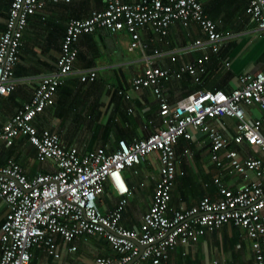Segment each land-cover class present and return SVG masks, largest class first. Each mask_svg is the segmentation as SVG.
I'll use <instances>...</instances> for the list:
<instances>
[{
	"label": "built area",
	"instance_id": "1",
	"mask_svg": "<svg viewBox=\"0 0 264 264\" xmlns=\"http://www.w3.org/2000/svg\"><path fill=\"white\" fill-rule=\"evenodd\" d=\"M70 0H9L4 26L0 32V99L13 91V66L28 16L43 8L46 2L68 3ZM100 10H92L82 19H68L61 36L54 69L37 78L28 101L0 123V140L10 145L18 136L34 149L38 162L50 161L45 172L28 176L12 157L0 162V201L6 211L0 223V264H29L33 248L51 259L60 256L56 238L74 251L77 237L99 236L115 256H96L93 264H168V253L175 246L195 242L207 231L231 224L250 240L253 264H264V157H240L230 148L246 145L264 154V117H251L244 107L255 106L264 112V70L241 73L237 85L229 92L219 89H196L169 103L162 93L163 81L190 75L199 83L207 54L177 69L160 68L151 59L160 54L156 48L143 54L146 47L138 30L147 25L154 33L165 35L168 26L180 21H194L205 38L194 39L192 47L206 44L216 53L224 35L208 18L200 0H103ZM246 13L254 31L264 39V0H246ZM103 28L113 34L124 31L129 39L127 50L142 52V68L129 79V88H149L157 102L158 126L145 137L126 142L119 139L114 149L96 147L80 153L76 146L65 145L57 133L38 128L33 120L53 103L56 89L73 71L80 34ZM171 60L174 56L169 57ZM80 81L94 80L95 69L79 71ZM118 93L120 91L118 90ZM127 97V95H125ZM234 119L233 133L224 137L218 116ZM203 135L208 143L210 162L216 168L212 183L217 196H201L188 207H170V191L176 175L174 145L179 138L189 140L192 132ZM156 153L157 178L149 205L137 227L125 228L119 220L131 191L122 171ZM183 154L189 155L188 149ZM221 174L239 176L241 183L231 187L222 182ZM108 183L116 195L114 206L101 211L97 199Z\"/></svg>",
	"mask_w": 264,
	"mask_h": 264
},
{
	"label": "crops",
	"instance_id": "2",
	"mask_svg": "<svg viewBox=\"0 0 264 264\" xmlns=\"http://www.w3.org/2000/svg\"><path fill=\"white\" fill-rule=\"evenodd\" d=\"M133 2L138 0H123ZM203 13L216 23V29L224 39L216 53L206 44L192 47L194 39L205 38L194 21H175L168 26L165 35L154 33L147 25L141 27L139 39L146 44L143 54L156 48L160 54L151 59L160 68L177 69L185 62L207 54L204 72L199 83H194L187 73L179 78L170 77L162 83V93L169 103L192 93L196 89H219L229 92L237 85L241 73L264 70V39L254 31V23L246 13V0H200ZM9 0H0V32L4 26ZM103 0H70L46 2L42 9L28 16L22 30L16 62L13 66L15 87L0 99V123L6 121L23 103L28 101L37 78L54 69L55 60L65 23L68 19H82L92 10H100ZM128 35L124 31L109 33L96 28L92 33L80 34L75 46L77 54L73 71L56 89L53 103L36 115L33 122L38 128H47L58 134L65 145H74L80 153H89L96 147L107 151L115 148L123 139L145 137L159 124L157 102L149 88L132 90L129 79L142 68V52L128 51ZM173 55L174 59L169 57ZM94 68L92 81H80L79 70ZM118 90L120 93H118ZM127 95V97H125ZM251 117H264L255 106L244 107ZM213 123L219 124L226 139L233 133L234 119L218 116ZM264 136V133H262ZM240 157H264L257 149L246 145H234ZM206 138L192 132L189 140L179 138L174 145L176 175L170 191V207H188L204 195L217 196L212 177L216 168L210 162ZM188 149L189 155L183 154ZM12 157L28 176L51 169L50 161L38 162L34 149L22 136L12 139L10 145L0 140V162ZM156 153L122 171L131 195L124 207L120 224L125 228L137 227L142 213L149 205L153 184L157 178ZM222 182L236 187L239 176L221 174ZM97 199L101 211L110 210L116 201L111 186L104 185ZM6 207L0 201V223ZM60 256L53 260L40 249L33 248L29 264H93L96 256H115L108 243L99 236L77 237L72 241L75 250H66L67 244L56 238ZM168 264H253L250 240L243 231L231 224L205 232L195 242L177 245L168 253ZM138 264H149L140 261Z\"/></svg>",
	"mask_w": 264,
	"mask_h": 264
},
{
	"label": "trees",
	"instance_id": "3",
	"mask_svg": "<svg viewBox=\"0 0 264 264\" xmlns=\"http://www.w3.org/2000/svg\"><path fill=\"white\" fill-rule=\"evenodd\" d=\"M202 196V195H201Z\"/></svg>",
	"mask_w": 264,
	"mask_h": 264
}]
</instances>
